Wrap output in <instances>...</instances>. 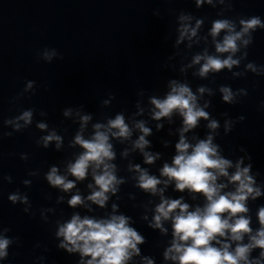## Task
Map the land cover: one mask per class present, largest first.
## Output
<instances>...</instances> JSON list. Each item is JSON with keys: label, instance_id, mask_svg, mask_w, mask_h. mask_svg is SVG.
Here are the masks:
<instances>
[{"label": "clouds", "instance_id": "9594fccd", "mask_svg": "<svg viewBox=\"0 0 264 264\" xmlns=\"http://www.w3.org/2000/svg\"><path fill=\"white\" fill-rule=\"evenodd\" d=\"M207 2L212 4L213 0H207ZM220 2L223 3V0ZM203 3L204 0H196L198 7ZM187 18L183 15L180 17L181 20ZM201 22L197 20V28ZM240 24L241 30L235 31L233 23L227 19L213 22L211 35L214 39L221 32H225L222 41L215 43L216 52L229 53V55L226 58L208 54L197 55L194 58V63H200L201 59L205 61L199 69L201 77L206 76L209 72L218 73L225 68L231 70L234 65H238L239 60L233 59V55L239 51L237 41L241 40L245 34H249V30H255L258 27L264 28V22L258 16L247 20L241 19ZM188 32L187 26L182 27L180 40H183ZM195 35L196 29L193 28L191 36ZM249 42V40L243 41L245 45ZM56 55L55 49H52L51 52L46 50L43 53V58L51 62L52 57ZM247 67L260 75L252 63H249ZM34 83V81H29L27 87L31 88ZM172 85L171 91L164 99L153 98L151 101L156 109L153 115L154 119L171 117L173 112H178L183 117L184 124L180 140L175 145L177 154L173 157L171 165L164 164L160 174L167 177L168 181H175V188L179 191L188 189L191 192L202 194L207 203L203 208L197 207L194 211H189V205L182 203L181 199L169 200L161 195V202L155 208L154 223L150 226L162 228L163 220H172L173 242L164 254L165 259L178 261V264H262L264 261V208H261L258 213L261 227L255 235H251L249 218L238 215V213L248 211L245 201L250 195L253 199L260 195L259 190L252 186L255 181L249 175L251 164L241 168V160L236 164V171L229 175L227 170L232 167V162L218 154V146L213 144L212 135H208L207 139L199 140L195 145L186 142L183 133L195 128L201 119L207 120L209 113L198 106L196 95L187 85L178 84L175 81L172 82ZM198 91L203 93L205 89L201 87ZM220 91L223 93V101L231 103L233 100L231 89L221 87ZM64 115H68V110L64 111ZM31 118L32 111L27 110L16 119L30 124ZM81 119L86 123L90 116L85 115ZM240 119L243 120L244 117H240ZM5 123L12 124L13 120H6ZM15 127L18 130L20 125L17 123ZM37 127L46 129L47 125L39 123ZM94 127L96 131L91 139L86 140L79 134L75 137V143L83 149L67 168L68 173L75 179L70 180L66 176L58 174L59 169L56 166H51L46 173V180L50 186L68 192L76 187V181H83L87 177L89 168H91L92 179L98 190H94L87 199L103 207L109 199L107 193L115 194L117 192L116 185L123 181L118 180L114 175L115 166L106 162L114 159L115 156L112 145L109 143V136L100 131L102 125L96 124ZM108 127L109 130L117 129L112 133L116 137L127 138L131 134L122 115H117L114 120H110ZM136 127L143 134L135 142V146L143 151L149 144L145 137L150 134L151 129L145 127L142 122L138 123ZM208 127L214 130L219 127V124L212 120ZM230 131L231 127L226 122L225 132ZM5 135H11V133ZM43 140L45 148L53 140L57 141L56 147H60L61 137L55 133L45 136ZM144 156L145 162L149 164L156 159L146 152ZM136 170L140 172L138 187L153 195L158 191L162 193L163 190L157 188V185L161 183L160 179L149 175L146 170H141L138 165ZM219 176L227 177L230 183L237 185L235 192L222 193L221 190L226 185L217 183ZM168 181L164 183L167 185ZM25 183L29 182L25 181ZM88 187L92 188V185L89 184ZM8 199L13 204L18 200L27 202V197L22 198L17 194H10ZM83 203L84 199L79 194L71 196L68 200L71 207ZM229 234L230 239L237 242L234 250H229L231 245L228 243H223L221 247L214 246L213 241L220 244L221 241L217 238H226L229 237ZM245 235L249 236L247 244L241 243ZM56 236L63 237L59 248L66 249L69 253L79 252L82 258L91 257L86 261V264H126L132 255L139 254L140 250L137 245L144 242V237L135 228L129 226V218L122 214L99 220L87 216L81 218L79 214H73L69 221L59 226ZM10 243L8 238L0 237V258L8 255L7 248ZM254 248L261 250L259 257L250 259V253ZM81 264H84L83 260ZM148 264H152V261L149 260Z\"/></svg>", "mask_w": 264, "mask_h": 264}]
</instances>
